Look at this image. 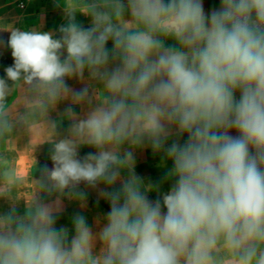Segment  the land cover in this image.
Instances as JSON below:
<instances>
[{
  "label": "clouds",
  "instance_id": "9594fccd",
  "mask_svg": "<svg viewBox=\"0 0 264 264\" xmlns=\"http://www.w3.org/2000/svg\"><path fill=\"white\" fill-rule=\"evenodd\" d=\"M64 11L58 39L10 29L14 65L0 78V123L8 124L7 97L28 86L29 104L50 129L54 167L43 166L39 180L34 163L24 176H0L9 203L0 213V264H264V0H221L209 14L202 0H65ZM77 13L91 26L78 24ZM86 70L102 84L94 95L65 82ZM69 95L95 107L84 119L67 108L72 124L57 138L48 112ZM173 129L188 138L166 148L175 182L163 213L160 199L147 198L154 186L136 176L131 149L147 140L160 152ZM82 145L96 151L79 159ZM122 170L127 178L111 190ZM26 181L28 194L15 195ZM80 182L107 186L101 195L111 207L96 254L83 215L70 240L55 227L62 198L84 201Z\"/></svg>",
  "mask_w": 264,
  "mask_h": 264
},
{
  "label": "crops",
  "instance_id": "0c3cea01",
  "mask_svg": "<svg viewBox=\"0 0 264 264\" xmlns=\"http://www.w3.org/2000/svg\"><path fill=\"white\" fill-rule=\"evenodd\" d=\"M211 1H214L213 5L221 2V0H202L206 14H209L213 8L210 7ZM64 7L65 0H0V78L7 80L5 69L14 65L12 50L8 46L11 35L10 29L52 32L53 38L58 39L62 35L59 32L60 26L67 23ZM125 18H131L127 11L125 12ZM76 22L84 28L91 26V18L82 13H77ZM165 43L166 46H170L175 42L168 39ZM106 47L109 50L112 49L111 40ZM65 82L73 91L88 87L90 95H94L95 91L102 87L99 81L90 80L87 70L84 73L83 80L73 76L72 78H66ZM8 84L9 87H13L11 81H8ZM32 94L28 86L21 84L19 88H14L6 99V103L10 107V115L7 126L0 123V176H3L6 172L24 176L33 167L34 163L31 177L34 180H39L41 178L40 169L43 166L47 165L49 169L54 167L51 160L53 144L48 141L51 134L50 129L47 127L45 115L29 104L28 100ZM235 95L238 100L239 91ZM69 107L77 113L79 119H84L89 108L95 107V103L89 105L85 102L81 105H76L72 103L71 95H69L68 99L60 100L54 109H50L47 122L56 123L55 132L57 138L66 136L68 129L71 127L72 121L65 116V110ZM173 142L180 144L185 142V137L180 140V136L177 135L175 129L172 130V134L169 136L165 146L167 147ZM128 150V146L125 145L121 149V155ZM131 150L135 159L134 171L136 176L144 173L146 177L152 178L157 170L161 171V175L168 176L172 161L167 166H164L166 153L162 152V150L154 153L147 140H145L143 146ZM95 151L96 149L91 146L82 145L78 148L77 158L82 159L87 154ZM126 178L127 172L122 170L120 178L112 185L111 190L119 189ZM106 188L107 186L103 183L93 187L87 182H80L75 191L84 194V201L69 199L67 196L62 198V210L56 218L55 227L57 229L66 227L69 230L70 240L75 235V232L69 226L73 225V219L77 214L83 215L89 225L106 224V215L111 207L108 199L101 195V191ZM28 190L29 184L26 181L13 191L15 195L23 197L28 194ZM155 190L154 187L152 191L146 193L147 198L153 202ZM41 198L44 202H49L54 200L55 196L42 195ZM8 210L9 203L0 199V213ZM23 213L24 203L21 200L17 207V214L23 215Z\"/></svg>",
  "mask_w": 264,
  "mask_h": 264
},
{
  "label": "rangeland",
  "instance_id": "374dc122",
  "mask_svg": "<svg viewBox=\"0 0 264 264\" xmlns=\"http://www.w3.org/2000/svg\"><path fill=\"white\" fill-rule=\"evenodd\" d=\"M210 3H211L210 7H213L212 10L220 8L221 2L219 4H216V5H213L214 1H211ZM229 134L233 137H236L239 135L234 129L229 130ZM184 137H185V142H186L187 138H188L187 134H185L184 136H180V140H182ZM185 142H181V144H184ZM169 146H171V144H169L167 147H169ZM167 147L165 146V149H162V152L166 153ZM169 163H171V160L169 158H167V156H166V160L164 161V166H167ZM157 171L155 172V175H153L152 178L146 177L144 173L139 174L138 177L144 182V184L152 185L155 187L156 190L153 193V200L156 201L157 199H160L161 205H162V212L166 213L167 209H166V207L163 206L162 196L170 191L171 186L175 182V180H174V178H169L168 176H165L163 174L161 175V171H159V170H157ZM154 196H155V198H154ZM104 225H105L104 223H101L98 225H89L88 224V226L90 227L94 236H97V239L94 241V244H95V247L93 249L94 254L98 253L102 247V242L98 239V233L101 231V229L103 228ZM69 228L74 229L73 225L69 226Z\"/></svg>",
  "mask_w": 264,
  "mask_h": 264
}]
</instances>
